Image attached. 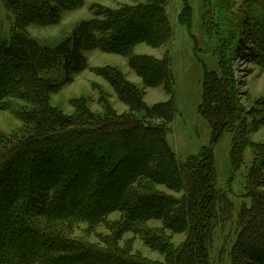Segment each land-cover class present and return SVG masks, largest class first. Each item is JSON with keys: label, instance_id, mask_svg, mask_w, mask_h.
Here are the masks:
<instances>
[{"label": "trees", "instance_id": "1", "mask_svg": "<svg viewBox=\"0 0 264 264\" xmlns=\"http://www.w3.org/2000/svg\"><path fill=\"white\" fill-rule=\"evenodd\" d=\"M3 1L16 24L8 38L0 36V103L22 88L29 108L18 112L21 134L0 135V264H152L118 253L116 247L106 245L108 250L102 251L74 236L82 225L85 237H96L97 228L115 212L120 223L115 242L157 221L163 231L184 236L175 248L164 242V250L157 251L163 256L162 264H209L213 228L229 221L233 211V203L217 188L212 153L213 144L227 133L232 171L243 165L246 149L253 158L245 179L251 205L240 209V231L230 262L264 264V191H260L264 189V143L249 140L247 120L253 111L241 103L231 65L241 50L244 58L264 68V0H250L242 13L232 11V0H212L218 9L216 22L209 16L211 0H205L203 29L220 45V72L204 69L197 111L211 129L212 142L184 162L166 139L176 112L170 57L158 60L134 54L139 44L156 49L171 38L162 0L117 10L94 7L91 19L76 24L53 47L40 45L18 26L56 25L62 12L78 7L82 0ZM188 2L182 0L178 15L179 24L186 28L191 26ZM134 30L137 33L132 34ZM93 51L124 58L143 89L161 88L170 99L148 106L144 90L113 69V73L96 74L109 84L126 112L115 113L104 100L100 101L102 114L85 105L70 115L52 107L51 97L88 69L85 53ZM5 63L13 66L15 75L4 71ZM104 145H108L105 158L100 154ZM47 153L62 157L68 165L58 171L45 168L41 157ZM69 155L81 156L89 165L79 166L77 159L69 162ZM23 165L26 172L20 174ZM150 185L179 197L154 193L146 189ZM133 187L140 191L130 192ZM142 240L149 248L155 246Z\"/></svg>", "mask_w": 264, "mask_h": 264}, {"label": "rangeland", "instance_id": "2", "mask_svg": "<svg viewBox=\"0 0 264 264\" xmlns=\"http://www.w3.org/2000/svg\"><path fill=\"white\" fill-rule=\"evenodd\" d=\"M147 2L148 0H82L78 7L62 12L60 21L56 25L39 26L32 23L26 27L20 25L18 29L40 45L53 47L68 37L76 24L91 19L94 7L101 6L117 10L124 6L137 7ZM250 2V0H232V11L245 12V8L251 4ZM162 3L171 28V38L156 49L139 44L134 48V54L150 56L158 60L170 57L173 103L176 112L166 139L178 160L184 162L188 157L197 155L202 148L209 147L212 142L211 129L197 110L201 103L204 69L209 72H220L217 56L220 45L217 39L213 38L214 36H208L203 29V16L207 11L205 0H189L190 28L183 27L178 22V15L183 6L182 0H162ZM209 11V16L216 22L218 9L212 0ZM14 24H16L14 14L5 7L4 1L0 0V36L8 38L11 29L15 27ZM138 28H136L137 31L140 30ZM137 31L134 30L132 34ZM244 39L241 41H245ZM243 55L245 56L246 53L242 54L240 50V55L231 63L232 72L241 103L246 109L253 111L252 118L247 120V124L251 128L249 140L254 144H260L264 143V124H260V121L264 123V68L252 63ZM85 58L88 69L76 76L70 84L65 85L60 93L51 97V106L63 114L70 115L82 105H85L94 114H102L101 100L107 102L117 114L127 111V108L118 102L109 84L96 74L101 70L113 73L114 69L126 81L134 84L138 89L144 90L143 99L148 106L167 102L170 99V96L161 88L143 89L140 79L128 68L127 61L120 56L93 51L85 53ZM4 71L9 75H15L10 63H5ZM28 106L27 94L22 88L15 89L11 96L0 103V135L7 137L21 134L18 112L23 108L28 109ZM256 124L260 127H257ZM89 144L90 141L86 143V146L89 147ZM107 148L108 145L100 147V154L103 158H105ZM230 149L231 136L228 133L221 135L212 148L216 185L233 203V211L229 221L223 223L222 226L213 228L207 255L209 264H231L230 252L240 231L238 220L240 209L242 207L249 208L251 205V199L248 197V190L245 187V179L248 169L253 163L252 151L246 149L243 165L238 170L232 171L229 163ZM62 151H66L65 148ZM62 151L60 152L62 153ZM54 157L51 153L41 157V161H45V168L53 166L58 171L59 166L68 165L62 157L61 159L60 156L59 159ZM71 159H77L79 166L89 165V162L81 156L69 155L68 161L71 162ZM136 161V168H138L140 161L138 158ZM20 171V174L22 172L25 174L26 166L23 165ZM82 185L81 183V187ZM146 189L172 198L179 197L161 186L150 185ZM133 191L140 190L133 187L130 192ZM260 191H264V189ZM79 194L72 196L70 200L78 198ZM119 224V214L115 212L110 214L105 224L97 228L96 237L91 235L85 237L86 227L82 225L75 230L74 236L84 240L83 243L88 242L90 245L97 246L102 251L108 250L107 246L109 248L116 247L119 250L118 253H127L128 257L133 260L152 264L163 263L162 254L157 251L164 250L165 241L174 248L184 242L183 235L163 231L161 224L157 221L149 222L143 228L141 227L138 230L139 234L126 233L122 235L120 241L115 242V234L120 230ZM142 239L155 243V246L149 248Z\"/></svg>", "mask_w": 264, "mask_h": 264}]
</instances>
